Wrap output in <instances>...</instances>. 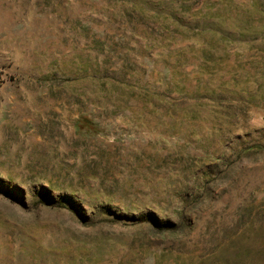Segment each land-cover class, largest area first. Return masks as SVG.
Segmentation results:
<instances>
[{"label": "rangeland", "instance_id": "obj_1", "mask_svg": "<svg viewBox=\"0 0 264 264\" xmlns=\"http://www.w3.org/2000/svg\"><path fill=\"white\" fill-rule=\"evenodd\" d=\"M0 264H264V0H0Z\"/></svg>", "mask_w": 264, "mask_h": 264}]
</instances>
